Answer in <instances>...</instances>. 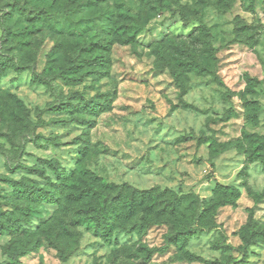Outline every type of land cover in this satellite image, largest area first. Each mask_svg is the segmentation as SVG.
Segmentation results:
<instances>
[{
	"label": "rangeland",
	"instance_id": "374dc122",
	"mask_svg": "<svg viewBox=\"0 0 264 264\" xmlns=\"http://www.w3.org/2000/svg\"><path fill=\"white\" fill-rule=\"evenodd\" d=\"M2 57L20 68L0 74V264H264V165L247 143L264 137V0H0ZM51 161L133 212L99 234L2 181L53 194ZM220 187L238 197L222 205Z\"/></svg>",
	"mask_w": 264,
	"mask_h": 264
},
{
	"label": "trees",
	"instance_id": "16d2710c",
	"mask_svg": "<svg viewBox=\"0 0 264 264\" xmlns=\"http://www.w3.org/2000/svg\"><path fill=\"white\" fill-rule=\"evenodd\" d=\"M123 37L125 34L120 33ZM136 35L130 36L129 38H124V44L130 45L133 44L136 40ZM103 57L97 55L95 58V62L102 63ZM197 67V66H196ZM10 68H20L19 64L15 62L12 57H2L0 58V74L6 72ZM247 143L249 144L252 159L257 161L258 159H262V163L264 165V137L261 136H248ZM48 164L51 168L54 169L55 174L57 176L58 185L57 190L53 194L42 193L39 188L36 186H31L29 183H26L25 180L21 182H14L9 178H3L2 181L5 183L11 184L15 191L19 193L20 197L28 200L29 202H42L53 205H61L64 209V213L67 215L70 211L77 212L79 214V218L81 219L77 222V227L81 225H86L91 229H95L99 234L102 231H107V233H111L113 227H110L109 218L112 216L114 211H123L130 210L133 212V208L128 205L127 202L123 200V197L118 196L114 200H112L109 204L103 202L100 198H103L99 192L103 193L104 190L111 188L107 184H103L102 186H98L97 183L100 182L97 178L93 177L89 172H84L83 177L76 174L75 172L66 173L58 171L57 164L53 161L44 162ZM77 187L78 190H72L73 187ZM222 193L225 201L222 205H230L234 198L238 197V191L234 188H219ZM137 198H139L141 205H144L148 200L151 199L152 195L149 192H143L136 194ZM181 203L183 201H180ZM108 210H110L108 212ZM176 214V211L172 213ZM146 216L145 219L146 220ZM79 223V224H78ZM147 222L142 226L143 228H147ZM5 224L0 223V230H5ZM13 227L15 229L21 228V220H13ZM61 230H67L68 225L66 223H61L59 227ZM9 229V227H8ZM58 229V230H60ZM10 230V229H9ZM107 235L105 234V237ZM242 241L244 242L246 247H250L256 243L257 239L254 235H243ZM176 245L184 248L188 244V232L185 230H181L174 238ZM63 242V241H62ZM60 253L63 257H68L67 253H71L70 249L67 247H60ZM26 252L22 253H14L12 256L14 259H18V257L24 255ZM186 258L190 261H200V258L191 254H185Z\"/></svg>",
	"mask_w": 264,
	"mask_h": 264
}]
</instances>
